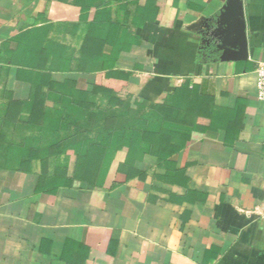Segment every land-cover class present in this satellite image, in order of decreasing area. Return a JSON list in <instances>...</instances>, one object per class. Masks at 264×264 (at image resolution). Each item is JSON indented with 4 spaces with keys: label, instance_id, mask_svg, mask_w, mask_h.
<instances>
[{
    "label": "crops",
    "instance_id": "1",
    "mask_svg": "<svg viewBox=\"0 0 264 264\" xmlns=\"http://www.w3.org/2000/svg\"><path fill=\"white\" fill-rule=\"evenodd\" d=\"M137 1L142 8L159 1L161 18L137 15L140 24L123 27L121 40L106 47L117 68L132 71L112 111L117 125L132 124L145 101L162 102L188 79L214 93L225 120L207 130L166 122L192 137L168 173L154 156L138 162L145 180L119 171L123 150L98 187L76 181L56 193L37 192L26 170L0 168V264H264V101L255 72L264 60V0H244L245 61H222L202 36L226 0ZM81 13L61 0H0V56L4 46L14 47L12 38L46 24L69 44V24ZM67 77L79 89L96 80L93 72ZM14 90L27 99L31 86L18 81ZM68 163L67 155L51 156V173ZM31 171L41 172L40 160Z\"/></svg>",
    "mask_w": 264,
    "mask_h": 264
},
{
    "label": "trees",
    "instance_id": "2",
    "mask_svg": "<svg viewBox=\"0 0 264 264\" xmlns=\"http://www.w3.org/2000/svg\"><path fill=\"white\" fill-rule=\"evenodd\" d=\"M61 1L82 10L79 20L69 24V44L62 41L63 33L46 24L12 38L14 47H3L0 62L6 81L0 85V168L26 170L37 183L36 191L48 193L73 187L76 181L102 186L122 150L127 159L119 171L128 179L147 178L137 166L147 155L154 156L157 166L167 173L175 169L173 156L192 136L165 123L207 130L224 121L215 109L214 93L188 79L162 102L145 101V111L132 124L118 126L119 116L112 111L122 104L119 93L132 71L117 68L116 60L106 52L107 46L121 40L123 27L132 30L134 24H140L137 15L158 21L162 4L154 1L142 8L137 0ZM138 38L136 35L134 44L139 43ZM125 48L130 49L131 44ZM204 51L200 48V55ZM92 72L96 80L86 89H79L76 80L67 77ZM18 81L31 86L27 99L15 98ZM59 154L69 156V163L56 166L51 173L50 157ZM36 159L41 162V172L33 174ZM175 172L179 175L184 170Z\"/></svg>",
    "mask_w": 264,
    "mask_h": 264
},
{
    "label": "water",
    "instance_id": "3",
    "mask_svg": "<svg viewBox=\"0 0 264 264\" xmlns=\"http://www.w3.org/2000/svg\"><path fill=\"white\" fill-rule=\"evenodd\" d=\"M209 31L202 33L220 53L222 61H245L249 58V40L244 0H226L213 19Z\"/></svg>",
    "mask_w": 264,
    "mask_h": 264
},
{
    "label": "built area",
    "instance_id": "4",
    "mask_svg": "<svg viewBox=\"0 0 264 264\" xmlns=\"http://www.w3.org/2000/svg\"><path fill=\"white\" fill-rule=\"evenodd\" d=\"M257 75L258 98L264 101V60H260L255 69Z\"/></svg>",
    "mask_w": 264,
    "mask_h": 264
},
{
    "label": "rangeland",
    "instance_id": "5",
    "mask_svg": "<svg viewBox=\"0 0 264 264\" xmlns=\"http://www.w3.org/2000/svg\"><path fill=\"white\" fill-rule=\"evenodd\" d=\"M6 132H7L8 137H10L11 134H12V130L9 128V129L6 130Z\"/></svg>",
    "mask_w": 264,
    "mask_h": 264
},
{
    "label": "flooded vegetation",
    "instance_id": "6",
    "mask_svg": "<svg viewBox=\"0 0 264 264\" xmlns=\"http://www.w3.org/2000/svg\"><path fill=\"white\" fill-rule=\"evenodd\" d=\"M211 48H212V47H211ZM212 49H213V48H212ZM213 50H214V51H218L217 48H214Z\"/></svg>",
    "mask_w": 264,
    "mask_h": 264
}]
</instances>
